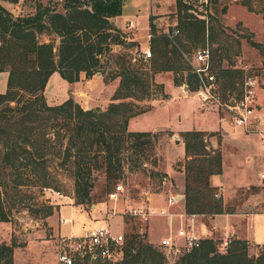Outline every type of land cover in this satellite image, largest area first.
Returning a JSON list of instances; mask_svg holds the SVG:
<instances>
[{"label":"trees","instance_id":"obj_1","mask_svg":"<svg viewBox=\"0 0 264 264\" xmlns=\"http://www.w3.org/2000/svg\"><path fill=\"white\" fill-rule=\"evenodd\" d=\"M60 1V9L50 1L38 2L32 13L16 17L0 5V73H6L5 91L0 94V187L4 175L12 177L11 171L19 160L27 158L24 166L38 165L37 159L42 158L49 142L46 137L50 135L63 148L64 162L71 169L74 203L81 205L89 201L95 180L93 171L101 169L104 179L112 182L129 151L134 157L139 156L156 139V134L127 130L129 119L149 110L135 102L152 96L158 97L155 100L165 98L162 85L153 80L156 74L170 73L173 86L196 92L199 82L187 61L205 44L210 55L209 71L222 101L239 97L248 74L231 65L220 68V59L214 64V53L227 54L229 38L213 24L211 17L196 12L187 0H173L176 24L169 31L176 30V35L169 39L166 32H158L149 17L151 57L145 61L146 68L137 70L121 63L116 72L102 78L104 84L118 78L104 110H84L70 97L60 104L47 105L43 90L53 73L68 84L78 81L81 73L89 78L99 72L100 59L110 52V45L121 43L110 21L120 15L124 0ZM211 2L215 0H209V6ZM241 4L252 10L249 0H242ZM41 35L52 38L41 42L38 40ZM213 135L188 131L179 136L183 147L181 195L186 216L232 213L208 182L210 176L221 173L220 151L208 141ZM153 175L160 182L167 179L164 173ZM17 179L16 185H26L22 178ZM34 179V185L49 188L43 172ZM54 210L53 206H44L43 218L50 217ZM7 221L0 192V222ZM143 237L133 231L125 234L122 259L114 264H164L161 254L144 243ZM215 245L211 239H201L197 249L180 257L175 264H264V252L252 255L246 241L229 239L221 250ZM15 246L19 245L0 243V264H12Z\"/></svg>","mask_w":264,"mask_h":264},{"label":"rangeland","instance_id":"obj_2","mask_svg":"<svg viewBox=\"0 0 264 264\" xmlns=\"http://www.w3.org/2000/svg\"><path fill=\"white\" fill-rule=\"evenodd\" d=\"M15 1L14 3L11 0H0V5L14 17L32 13L33 6L38 2L45 4L50 1L58 4L57 9H60L61 4L60 0ZM249 1L251 11L241 4L242 0H215V3L211 2L207 7L204 14L211 17L213 24L229 38L230 46L227 54L219 56L214 53L212 56L214 64L220 59V68L225 69L231 65L233 68L241 69L243 74L254 76L257 85L255 93L257 109L264 112L262 0ZM193 8L196 12L203 13L201 7L194 5ZM149 17L158 32L169 31L176 24L174 2L124 0L120 15L112 23L121 43L110 45V52L100 59L99 72L89 78L81 73L77 83L71 87L65 86L55 73L43 90L46 104L57 105L70 97L84 110L94 108L104 110L118 85V78L105 84L102 78L116 72L121 63H124V66H134L137 70L146 68V62L139 59L138 54L148 47ZM128 21L133 23L132 30L124 27ZM51 38L41 35L38 40L46 42ZM5 81L6 73L1 72L0 94L5 91ZM155 81L162 85L165 98L155 100L158 97L152 96L150 99L135 102L140 108L148 107L149 110L131 118L127 127L131 132L156 134V139L151 140V146L144 148L139 156L134 157V153L129 151L126 159L121 162L120 173L112 182L104 179L101 169L93 171L95 180L87 204L74 203L70 166L64 162L63 148L50 135L46 137L49 138V142L43 149L42 158L37 159L38 165L30 163L29 166H24L27 158L21 159L16 163V169L11 171L12 177L9 174L4 175L0 192L8 221L0 222V243L9 245L14 242L19 245L13 248L16 252L17 264H23L24 259L27 258V251H23L27 241L31 242L28 249L32 257L31 264H59L57 254L63 246L60 240L68 235V230L72 228L74 234H80L94 228L111 208L119 211L126 205H145L155 212L178 213L177 205L167 210L165 202L169 195L179 192L180 173H183V158L180 159L183 152L179 137L181 133L199 131L214 134L208 141L212 148L219 149L224 169V176L213 179L214 185L231 184L236 174L242 178L249 177L256 183L262 161V149L257 136L244 134L236 128L231 122L227 109L202 103L194 93L173 86L169 73L156 75ZM247 159L250 162H247ZM166 171L171 177H167L163 182H160L157 175H153L166 174ZM42 172L46 176L49 190L53 193L47 191L44 193L40 185H34V176H40ZM18 177L22 178L26 185H16ZM113 184L121 185L126 202L112 205L106 201V191L110 190ZM46 205L55 207L57 211L52 213L48 222L42 216ZM226 207L232 212L235 209L242 211L243 208L251 213L260 212L261 200L257 187L239 188L233 198V204L230 203ZM62 219L69 223L59 224L58 221ZM155 220L158 223H153ZM162 220H165L164 217L157 216L152 217L147 224H139L126 216L113 215L108 220V224L113 234L121 233L123 229L124 235L133 231L144 236L143 242L159 252V240L177 228L176 221L169 223L165 220L166 222L163 223ZM204 220L205 218L200 216L202 223ZM253 225L264 231V219L261 216L254 218ZM225 234L227 231L222 236L217 234L213 240L216 242L217 250L223 249L221 243L228 240ZM249 251L256 256L261 252V247L252 245L249 246ZM178 259H163V261L164 264H175Z\"/></svg>","mask_w":264,"mask_h":264},{"label":"built area","instance_id":"obj_3","mask_svg":"<svg viewBox=\"0 0 264 264\" xmlns=\"http://www.w3.org/2000/svg\"><path fill=\"white\" fill-rule=\"evenodd\" d=\"M188 4L201 7L203 15L205 8L209 6V0H187ZM192 6V7H193ZM261 13L264 17V0L261 2ZM204 18V16H202ZM264 20V19H263ZM127 30H132L133 23L128 21L125 26ZM177 33L176 30L167 31V37L171 39ZM149 40V35L147 34ZM139 59L147 61L150 56L149 48L146 47L138 54ZM191 71L196 75L199 82V89L194 92L202 103L213 105L217 108L227 109L232 124L244 134H254L257 136L260 147L262 149L261 167L257 173V189L261 200L260 214L264 217V112L257 109L256 104V78L248 75L244 78L242 89L238 98L228 97L226 101H222L220 95L214 87V76L209 71L210 55L208 45L205 44L199 48L190 61H187ZM43 192H52L50 188H42ZM47 189V190H46ZM53 193V192H52ZM55 194V193H54ZM57 195V194H56ZM178 194L169 195L166 198V207L170 208L179 203ZM214 197H217L214 195ZM121 185L115 184L112 189L106 193V201L112 205L118 202H126ZM113 215L126 216L127 218L139 223L147 224L152 217L161 216L166 221L175 218L180 221L177 223L175 231L168 232L158 242L159 253L163 259L173 260L189 254L192 250L199 247L201 239L194 232L191 222L185 224L182 222L184 214H171L169 212H155L145 205H126L124 209L119 211L111 208L105 213L104 218L92 229L85 230L77 236L62 237L60 243L62 248L57 254L59 264H92L94 262H106L109 264L118 263L122 259V245L124 243V230L121 233L113 234L109 229L108 220ZM194 215L189 216L190 220ZM59 224L69 223L67 220H59ZM228 243H221L222 248ZM264 252V244L260 246Z\"/></svg>","mask_w":264,"mask_h":264},{"label":"crops","instance_id":"obj_4","mask_svg":"<svg viewBox=\"0 0 264 264\" xmlns=\"http://www.w3.org/2000/svg\"><path fill=\"white\" fill-rule=\"evenodd\" d=\"M173 2L174 1L172 0V3ZM114 21H115V19H112V21H110V22L114 23ZM54 74L55 73H53L48 78L47 82L49 81V79H51V77H53ZM159 74H161V73H159ZM156 75H158V74H156ZM156 75L154 76V82L155 83H157L155 81ZM47 82H46V85H47ZM62 82L65 86H68V87H71V85H75L77 83V82H74V83L68 84L63 80H62ZM46 85H45V87H46ZM180 88H182V87H180ZM129 120H128V122H129ZM127 125H128V123H127ZM127 130H128V127H127ZM171 138L173 139L174 135ZM178 139L179 138L177 136V142H178ZM182 150H183V147H182ZM182 158H183V152H182V156L180 159H182ZM246 161L250 162V160H248V159ZM165 173H166L168 178L171 177L168 171H166ZM180 176H181V178H180V184H179V192L177 193L178 195H181V193L183 191V174L180 173ZM217 176L218 177L224 176V169H223L222 164H221V173L219 175L210 176L208 182H209V185L211 187L216 188L217 195L221 199L223 206H228V205H230V203L233 204V198L235 197V194L239 188H241V187L246 188L249 186H256L257 185V180L255 183V182H253V179H250L249 177L248 178H242L241 176H239V174H236V178L234 179V181L231 184H225L224 186H222V185L216 186L213 184V179H215V177H217ZM236 207H239V205L238 206L236 205ZM177 209H178L179 214H183L182 197H181V200L179 201V203L177 204ZM243 209L244 210H242V211H236V209H235V211L232 212L231 214H221V215H214V216H207V217L203 216L205 218L204 223H202L200 221V216H193L191 218V220H190L189 216H187V218L184 217L182 219V222L185 224H189V222H191L193 229H195L194 232L196 233V235L200 234V235H197L200 239L214 240L216 238L217 234L222 236L227 231V234H225V236H226V238H228V240L233 239V238L238 239V240H243V241L247 242L248 246H252V245L261 246V245H263L264 244V242H263L264 241V231L262 229H257V226L253 225V221H254V218L257 216H261L263 219H264V217L260 214V212L251 213L249 211H245L246 208H243ZM167 210H168V208H167ZM53 212H57V211L54 210ZM167 212H169V211H167ZM169 213L172 214V212H169ZM173 214H176V213H173ZM48 218L45 219L46 222H48L47 221ZM218 220H219V222H218ZM162 221H163V223L166 222L165 220H162ZM172 221H176L178 223L180 220L175 218ZM156 222L157 221L155 220L153 223L156 224ZM52 231H54V230L52 229ZM80 234H74L72 232V228H70L68 230L67 236H69V235L77 236ZM30 244H31V242L27 241L26 246L23 249L24 252L27 251V258L24 259L23 264H31L32 263V260H31L32 257H31V255H29L30 253L28 252ZM15 253H16L15 249H12V264H17Z\"/></svg>","mask_w":264,"mask_h":264},{"label":"water","instance_id":"obj_5","mask_svg":"<svg viewBox=\"0 0 264 264\" xmlns=\"http://www.w3.org/2000/svg\"><path fill=\"white\" fill-rule=\"evenodd\" d=\"M112 21V20H111ZM178 200L180 201L181 200V196H178Z\"/></svg>","mask_w":264,"mask_h":264}]
</instances>
